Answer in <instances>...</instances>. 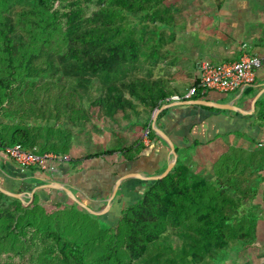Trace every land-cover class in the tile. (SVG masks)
I'll return each mask as SVG.
<instances>
[{"label": "trees", "instance_id": "obj_1", "mask_svg": "<svg viewBox=\"0 0 264 264\" xmlns=\"http://www.w3.org/2000/svg\"><path fill=\"white\" fill-rule=\"evenodd\" d=\"M177 6L175 0H0V107L15 82L49 77L25 88L30 98L18 103L13 118L0 120L2 146L70 154L76 134L69 122L83 126L97 116L129 120L137 131L117 127L107 149L88 141L86 160L118 152L134 160L145 146L139 131L149 128L148 138H158L153 113L176 92L169 72L177 48L163 45ZM93 81L99 95L84 107ZM241 160L227 152L210 179L176 161L110 221L72 201L47 208L35 196L24 207L0 193V264L12 256L9 247L25 264H221L256 238L251 200L259 177Z\"/></svg>", "mask_w": 264, "mask_h": 264}, {"label": "crops", "instance_id": "obj_2", "mask_svg": "<svg viewBox=\"0 0 264 264\" xmlns=\"http://www.w3.org/2000/svg\"><path fill=\"white\" fill-rule=\"evenodd\" d=\"M200 18L201 23L185 31L177 44L175 63L170 66V83L186 76L191 83L196 81L198 64L202 61L221 65L249 55L259 58L261 65L255 70L251 85L228 92L212 89L199 92L197 97L186 100H204L213 105L168 107L157 124L174 142L177 161L201 174L212 172L223 155L233 150L236 156H241L240 163L246 169L251 166L256 169L259 180L251 203L256 206L257 247L233 251L221 264H264V0H221L215 11L202 13ZM189 87L190 83L174 94ZM141 140L145 146L132 161L124 160L118 152L94 157L75 167L67 162H60L61 166L50 163L47 170L21 168L0 150V186L26 193L32 202L38 196L40 204L52 208L55 203L71 200L62 190L43 187L49 182H59L91 209L99 211L107 204L118 177L128 173L157 175L166 169L171 159L167 144L160 138ZM108 144L106 140L103 149ZM146 185V181L137 178L123 181L105 213L106 220L119 216L121 208L137 199Z\"/></svg>", "mask_w": 264, "mask_h": 264}, {"label": "rangeland", "instance_id": "obj_3", "mask_svg": "<svg viewBox=\"0 0 264 264\" xmlns=\"http://www.w3.org/2000/svg\"><path fill=\"white\" fill-rule=\"evenodd\" d=\"M175 2L180 7L178 8V11L174 13L176 25L174 27V30L172 29V31L171 29L164 30L165 42L163 45V50H171V48L172 49L177 48V44L180 42V39L183 38V35L185 34L184 32L187 31L189 28H193L201 23L200 16L202 13L208 14L211 11H215L216 8L219 7V4H221V0H175ZM169 31L172 32L171 34H173V37L169 36L170 35ZM190 69L191 67L188 68L187 71ZM160 74L165 75L166 72H161ZM48 79L49 77H44L41 79L37 78L36 81L31 82V83L28 81H27L28 83L15 82L9 89V92H7L10 94V96H12V98L11 99L7 98L8 101H5L2 107H0V120H3L6 116L9 119L13 118L14 114L17 112L18 108L16 106L18 105V103L24 102V100H27L30 98L28 93H30L31 90L24 91L25 88H29L31 87L30 85H34V84H35V87H38L41 83H46ZM189 83H191V78L189 80V77L187 78L186 76V77L176 78L169 85L171 89L178 92L180 91V88L186 87ZM98 87H99L98 82L93 81V84L90 87V94H89L90 96L85 94L83 97L84 107H87L88 103L92 102L93 98L99 95ZM31 88H33V86ZM78 99L79 98L77 97L76 100L79 101ZM97 118H98L97 116H93L92 119L90 118V120H88L87 122L85 121L83 126L72 124L69 122V129L72 131V133L76 134L75 138L72 140L70 144V147H72V150L69 156L72 158V160L73 159L79 160L77 166H81L83 162H87L91 160V158L89 160H86L89 155V151L85 152V148H83L87 145L88 141H91V142L94 141L95 143H98L99 141L105 142L106 140L107 141L109 140L110 142V140L113 138V133H114L113 131H115L117 127L124 130L125 133H129L131 131L132 132L137 131L135 129H129L130 128L128 127L129 120H124L120 122L121 124L117 122L114 123L111 120H107L108 124H105L107 121L104 122ZM137 118L138 117L133 116V119H137ZM84 129L85 131H87L86 134H84L85 133ZM88 129H91V130L89 131ZM145 130L146 128L143 130V132L142 131H139V132H141L143 135ZM100 157H103V156H99L98 158ZM59 163L60 162H58V166H61L59 165ZM187 167L193 173L204 176L205 178L210 179L214 177L213 169H212V172L209 171L205 174H201L197 172L195 168L193 169V168H190L189 166ZM257 238L259 237L256 236L254 242L246 247H257L256 246ZM16 248L17 247H9L11 251L10 255L12 256H9L7 264H12V263L13 264H25L26 260L24 257H22L21 260L18 261V259L15 257L16 255L12 253V251H14Z\"/></svg>", "mask_w": 264, "mask_h": 264}, {"label": "built area", "instance_id": "obj_4", "mask_svg": "<svg viewBox=\"0 0 264 264\" xmlns=\"http://www.w3.org/2000/svg\"><path fill=\"white\" fill-rule=\"evenodd\" d=\"M261 61L255 56L243 55L239 60L221 65H213L202 61L198 64L199 83L189 87L181 94H174L166 98V103L179 102L190 99L198 92L216 90L220 92L235 91L247 87L254 80L255 70ZM149 128L144 131L143 138L147 139ZM2 150L11 160L21 168H37L47 170L50 163L70 162L72 158L67 154L54 152L35 153L16 143L12 146H2Z\"/></svg>", "mask_w": 264, "mask_h": 264}, {"label": "water", "instance_id": "obj_5", "mask_svg": "<svg viewBox=\"0 0 264 264\" xmlns=\"http://www.w3.org/2000/svg\"><path fill=\"white\" fill-rule=\"evenodd\" d=\"M182 104H201V105H213L212 103H210L209 101H204V100H184V101H179V102H173V103H169V104H165L163 106H161L160 108H158L157 110L154 111L153 116H152V120H151V129L152 131L156 134V136L158 138H160L162 141H164L167 146L169 147L170 150V161L166 167V169L161 172L160 174L157 175H142L141 173H128L125 174L121 177H118V179L115 181L113 188H112V192H111V196L109 197L107 204L105 205V207L99 211H95L93 209H91L86 203H84L83 201H81L80 199L77 198V196L73 193V191H71L66 185L59 183V182H49L47 184H44L43 187H47V188H52V189H58V190H62L64 191V193L81 209H85L86 211H88L89 213H91L92 215L95 216H101L103 214H105L111 207V202L113 201L114 197L116 196V193L121 185V183L127 179L130 178H137V179H141L144 180L146 182H155L158 180H161L163 178H165L170 171L173 169V167L176 164L177 161V152H176V148H175V144L174 142L171 140V138L161 129L159 128L158 124H157V119H158V115L159 113L171 106H175V105H182ZM219 108H225L224 105H219ZM39 188V187H38ZM36 190L32 191L31 193H29L30 197H33V194ZM0 192L5 194V195H9L12 198H16L19 199L24 207H28L31 204V198L28 197V195L26 193L23 192H12L9 191L7 189H4L0 186ZM28 199V200H26Z\"/></svg>", "mask_w": 264, "mask_h": 264}]
</instances>
